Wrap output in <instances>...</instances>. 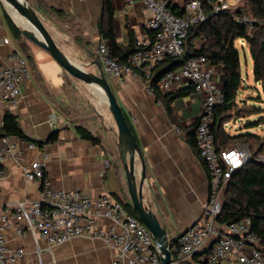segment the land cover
Wrapping results in <instances>:
<instances>
[{
    "label": "crops",
    "instance_id": "crops-1",
    "mask_svg": "<svg viewBox=\"0 0 264 264\" xmlns=\"http://www.w3.org/2000/svg\"><path fill=\"white\" fill-rule=\"evenodd\" d=\"M26 1L68 57L82 64L98 58L97 46L103 39L99 27L109 25L105 0ZM172 2L174 6L185 5V0ZM110 5L118 44L127 47L131 31L136 47L139 38L146 34L148 9L139 1L129 4L128 0H111ZM5 14L21 31L28 25L27 19L6 0H0V65L12 64L10 56L18 51L27 56L31 77L23 83L22 95L15 106L4 102L0 92V135L5 114L10 112L17 117L30 141L11 136L12 141L25 149V154L20 160L7 159L1 164L5 177L0 179V212L9 213L20 200L40 199V183L24 176L25 168L33 160L44 164L45 177L54 189L84 190L95 197L111 194L130 209L132 200L119 151V132L102 90L85 88L50 53L23 34L21 37L15 35ZM201 43L202 38H197L196 46ZM88 69L99 72L96 65H90ZM213 69L214 79L223 87L222 69L219 66H213ZM107 77L140 148V155L136 154L135 158L138 180L143 162L146 166L142 188L144 203L167 228L168 237L173 240L204 219L203 209L210 195L207 167L200 159L196 145L193 147L187 140L189 128L203 111L204 95L192 89L188 95L177 98L173 102L176 116V122H173L155 93L147 90L141 77L129 74L123 85ZM187 87L190 86L186 84L180 89ZM174 91L176 89L165 93ZM77 125L100 137L101 144L82 138L75 129ZM175 126L182 128L180 134L175 132ZM54 133H57L54 141L35 149L27 148L26 142H45ZM6 238L8 247L26 250L24 258L15 264H112L119 254L117 249L93 237H75L53 247L41 240L40 254L32 234L19 236L15 228L10 227L6 230ZM203 255L201 252L184 262L206 264ZM234 263L236 256L232 254L222 262Z\"/></svg>",
    "mask_w": 264,
    "mask_h": 264
},
{
    "label": "built area",
    "instance_id": "built-area-1",
    "mask_svg": "<svg viewBox=\"0 0 264 264\" xmlns=\"http://www.w3.org/2000/svg\"><path fill=\"white\" fill-rule=\"evenodd\" d=\"M138 1L149 11L146 34L136 42V50L125 63L112 56L106 39L100 41L97 54L106 75L120 85L129 74L141 77L147 90L154 92L152 78L156 67L168 58H176L182 62L163 74L158 82L160 91L179 90L187 84L204 95L203 111L196 121L195 145L210 175V195L203 209L204 219L179 234L169 248L177 262L202 252L206 264H222L231 254L236 256L234 264H264V250L252 229L251 217L243 216L229 224L219 219L224 190L233 174L248 162V148L240 144L217 150L212 126L216 108L226 101L223 87L214 79L213 65L206 57L185 58L190 27L220 11L236 10L239 0H185L182 15L173 12L169 0H128V3ZM242 12L237 21L251 25L252 17L245 10ZM10 60L12 64L0 65V92L4 102L15 106L22 95L23 83L31 77V69L27 57L18 51L11 54ZM239 121L240 118H235L234 125ZM224 128L230 129V121L225 122ZM175 132L180 134L182 128L175 126ZM26 146L38 147L32 142H26ZM24 154L25 149L12 141L11 136L0 137V179L5 177L1 164L7 159L20 160ZM24 176L40 183L41 197L36 201L20 200L9 213L0 212V264H15L26 255L23 247H8L6 230L10 227L19 236L32 234L38 246L41 240L53 247L75 237H93L118 250L112 264H161L147 225L113 195L95 197L84 190L54 189L45 177L44 164L38 160L25 168ZM37 252L40 254V246Z\"/></svg>",
    "mask_w": 264,
    "mask_h": 264
},
{
    "label": "trees",
    "instance_id": "trees-1",
    "mask_svg": "<svg viewBox=\"0 0 264 264\" xmlns=\"http://www.w3.org/2000/svg\"><path fill=\"white\" fill-rule=\"evenodd\" d=\"M169 1L173 4L172 0ZM110 2L111 0H105L104 2L109 14V25L107 28L100 26L99 30L103 39H106L109 43L112 56L117 58L121 63H125L128 56L136 50L135 40L130 31L129 45L125 47L118 44L112 27L113 19L111 17L112 9ZM184 7L185 5L174 6L172 10L175 14L182 15ZM249 8L252 17L255 19V22L251 24L253 27L251 31L249 25L240 24L237 21V17L243 13V8L233 11L223 10L208 16L205 21L192 25L186 39L185 58L204 56L213 66H219L224 75L223 90L226 101L216 108L215 121L212 126L218 151L243 144L252 153V145L249 141L257 137L255 134L248 132H240L233 135L224 128L225 122L242 117L232 114V111L236 107V99L240 92H242L244 82L246 81L242 75L241 57L239 48L236 45L237 41H241L248 46L253 60L255 81L261 85L264 91V0H250ZM5 17L15 35L21 37L22 31L15 25L8 14H5ZM197 38H202V43L198 47L195 44ZM243 44L242 47L244 48ZM23 48L26 49L24 45ZM181 62L182 60L180 59L168 58L166 61L158 64L152 78L157 100L164 105L173 122H176L173 102L177 98L191 93L193 87L190 86L174 92L163 93L158 87V82L166 71L178 68ZM128 124L132 132L135 133L129 121ZM196 125L197 122L189 128L187 133V140L193 147L196 144ZM253 125L256 124H252L251 126ZM75 129L82 138L96 145L101 144V138L93 135L84 126L77 125ZM1 136H16L30 141L21 129L17 117L10 112L5 114ZM56 138L57 133H54L45 142L32 143L42 147ZM257 153L258 151L250 154L248 162L233 174L224 190L223 209L219 219L220 222L229 224L239 221L243 216H250L252 229L258 234L259 246L264 250V162L256 159ZM127 210L139 218L138 212L134 208L131 207Z\"/></svg>",
    "mask_w": 264,
    "mask_h": 264
},
{
    "label": "water",
    "instance_id": "water-1",
    "mask_svg": "<svg viewBox=\"0 0 264 264\" xmlns=\"http://www.w3.org/2000/svg\"><path fill=\"white\" fill-rule=\"evenodd\" d=\"M6 1L18 13L27 19L28 25L22 29V34L27 39L50 53L53 58L73 77L88 82L92 87L102 90L106 99V104L118 128L119 151L126 172L132 207L138 212L139 218L151 231L154 242L160 253L161 264H177V261L169 248L170 243L174 239H169L167 228L160 223L158 217L144 203L142 188L146 178V166L143 162L142 174L138 180L135 158L136 154L140 155V148L137 139L128 124L126 114L117 100L99 58L88 64H82L68 57L52 40L42 20L26 0ZM173 5L174 4H172V9L174 8ZM90 65H96L99 72L94 73L90 71L88 69V66Z\"/></svg>",
    "mask_w": 264,
    "mask_h": 264
},
{
    "label": "rangeland",
    "instance_id": "rangeland-1",
    "mask_svg": "<svg viewBox=\"0 0 264 264\" xmlns=\"http://www.w3.org/2000/svg\"><path fill=\"white\" fill-rule=\"evenodd\" d=\"M250 0H239L236 4V8L246 10V12L252 17L249 8ZM255 19L252 17V23ZM28 24V23H27ZM21 25H24V23ZM250 31L253 30L252 25H249ZM237 41L236 45L240 51L241 57V70L246 80L242 92L236 99V107L232 111V114L242 116L238 124L234 125L235 119L230 120V129H227L231 134L238 133H252L257 137L250 139L249 143L252 145V153L258 151L256 159L264 162V91L259 83L255 81L253 74V60L251 58L250 50L247 45ZM32 57V53L30 52ZM78 80V79H77ZM85 88L92 86L85 81L79 80ZM252 124H256L251 126ZM235 126H238L235 128ZM238 128V129H237ZM247 147V146H246ZM249 154H252L248 149ZM177 264H188L187 262H177Z\"/></svg>",
    "mask_w": 264,
    "mask_h": 264
}]
</instances>
